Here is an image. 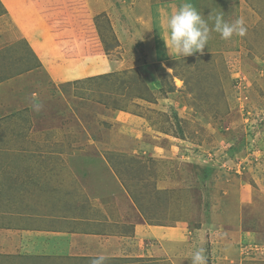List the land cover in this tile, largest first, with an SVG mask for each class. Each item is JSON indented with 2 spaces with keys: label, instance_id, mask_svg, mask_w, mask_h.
I'll use <instances>...</instances> for the list:
<instances>
[{
  "label": "rangeland",
  "instance_id": "374dc122",
  "mask_svg": "<svg viewBox=\"0 0 264 264\" xmlns=\"http://www.w3.org/2000/svg\"><path fill=\"white\" fill-rule=\"evenodd\" d=\"M38 1L44 27L65 39L61 45L77 37L105 55L118 44L116 31L128 34L132 49L151 34L150 25L137 29L138 0H113L123 4L120 19L70 17V9L59 10L65 1ZM231 1L228 22L242 18L247 29L231 55L196 53L162 66L129 48L113 54L132 69L54 84L44 68L36 71L24 43L17 57L9 53L0 82L21 80L26 89L12 91V81L0 88V237L45 213L34 204L49 191L48 179L69 171L81 186L114 187L104 200L90 189L72 199L84 214L121 211L109 233L186 223L188 241L173 254L158 238L138 235L140 251L111 253L107 264H190L197 248L207 264H264V0ZM219 36L212 32L205 49L223 51ZM27 72L35 73L18 78ZM14 251L0 247V264L47 263Z\"/></svg>",
  "mask_w": 264,
  "mask_h": 264
},
{
  "label": "crops",
  "instance_id": "0c3cea01",
  "mask_svg": "<svg viewBox=\"0 0 264 264\" xmlns=\"http://www.w3.org/2000/svg\"><path fill=\"white\" fill-rule=\"evenodd\" d=\"M235 1H239L237 4L240 3V0ZM60 2L62 5L59 10L68 12L67 9H70V12L72 11L70 17H81L82 13L84 17L94 18L105 13L109 18L119 17L120 19L123 9V4L118 6L113 3V0H60ZM182 2L183 0L136 1L135 11L137 15L135 20H138L139 25L137 29L142 27L140 23H144L145 27L150 25L151 34H144L141 39L136 41V47L133 46L132 49L125 42L129 37L128 34L116 31L118 44H115L114 41L113 43L117 46L113 51L99 55L97 52L95 54L96 48L93 49V45L88 42L81 43L77 37H73L66 46L61 45L65 39L62 37L59 40L60 36L53 37L48 27H44L46 24L44 11L38 0H0V52L5 49L7 51V54L1 58L0 64L6 58V60L10 59L9 53L13 54V58L17 57V53L22 50L19 44L24 43L25 51L30 50L35 55L34 63L38 64L36 71L44 68L54 84L73 82L80 77L106 75L120 68L132 69L134 65L131 60L121 59L113 54L115 51L128 52L129 48L133 53L137 52L138 55L135 54V57L141 58L143 62L166 66L167 62L173 60L167 55L164 41L169 38L167 21ZM192 3L205 16V19L211 13L213 15L224 13L225 20L229 21L226 15L231 12V0H192ZM261 9L264 14V6H261ZM126 25L128 26L127 23ZM144 31L145 33L149 32L147 28H144ZM69 33L73 36L74 34L77 35V32L73 30H69ZM219 38L216 41H218V45H222L223 51L216 47L213 50L204 49L203 54L224 52L226 55H231L240 43L239 36H233L230 40H224L220 36ZM58 42L62 43L58 44ZM9 65H5L6 71L12 73L17 65L11 67L10 70ZM30 73L35 72H27L18 78L24 79V77L30 76ZM11 81L10 79V81L0 82V88L7 83L9 85ZM12 82L14 84L12 91L20 93L26 89L21 80ZM57 175L48 179L45 188L49 191L34 204L39 207L38 210L45 211V213L41 214L38 219L27 218L24 220L23 223L25 224L16 233L11 234L10 232L9 235L1 236L0 247L3 246L6 251L14 248L15 251L12 255H21L20 259L31 257L47 262L46 264H78L81 260H89L98 254H104L108 258L111 257V253L114 254L113 257L118 258L128 257L129 254L135 255L139 249L138 235L158 238L159 242L168 248L169 254H173L183 243L186 244L188 241L183 232V226L186 223H176V226L152 227L140 223L136 224L133 230L129 226L126 228L121 225L120 228L118 227L117 233H109L111 225L114 223L112 220L123 216L121 211L105 209L102 214L96 209L98 212H86L84 214L78 207L72 206V199L81 189H84L83 191L90 189L96 194L104 196V200L106 197L112 196L113 193L110 192L114 190V187L104 182L99 185L81 186L72 180L69 171ZM109 193L110 195H108ZM94 201H99V199H94ZM92 205H96V203ZM57 211L60 215L57 213L51 215ZM115 229L117 230V227H114ZM122 231H129L130 235ZM5 244L8 247H5ZM153 251L156 252L157 250ZM157 253L160 254L161 251H157Z\"/></svg>",
  "mask_w": 264,
  "mask_h": 264
},
{
  "label": "clouds",
  "instance_id": "9594fccd",
  "mask_svg": "<svg viewBox=\"0 0 264 264\" xmlns=\"http://www.w3.org/2000/svg\"><path fill=\"white\" fill-rule=\"evenodd\" d=\"M167 26L169 38L164 41L167 55L173 59L185 58L196 53L203 54L212 32L218 33L224 40H230L234 35L245 36L247 31L242 18L228 22L224 18V13L215 15L211 13L205 19L192 0H183L179 8L168 18ZM107 260V256L98 254L90 259V264H107ZM190 264H207L203 248H197L192 253Z\"/></svg>",
  "mask_w": 264,
  "mask_h": 264
}]
</instances>
